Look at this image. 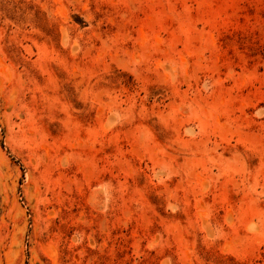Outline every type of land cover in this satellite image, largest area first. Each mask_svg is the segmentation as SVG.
I'll use <instances>...</instances> for the list:
<instances>
[{
  "label": "rangeland",
  "instance_id": "1",
  "mask_svg": "<svg viewBox=\"0 0 264 264\" xmlns=\"http://www.w3.org/2000/svg\"><path fill=\"white\" fill-rule=\"evenodd\" d=\"M0 264H264V0H0Z\"/></svg>",
  "mask_w": 264,
  "mask_h": 264
}]
</instances>
